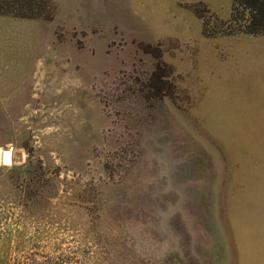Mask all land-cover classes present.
Wrapping results in <instances>:
<instances>
[{
	"label": "rangeland",
	"instance_id": "obj_1",
	"mask_svg": "<svg viewBox=\"0 0 264 264\" xmlns=\"http://www.w3.org/2000/svg\"><path fill=\"white\" fill-rule=\"evenodd\" d=\"M50 2L0 15V264H264L249 10Z\"/></svg>",
	"mask_w": 264,
	"mask_h": 264
},
{
	"label": "trees",
	"instance_id": "obj_2",
	"mask_svg": "<svg viewBox=\"0 0 264 264\" xmlns=\"http://www.w3.org/2000/svg\"><path fill=\"white\" fill-rule=\"evenodd\" d=\"M234 3L250 12L242 32L253 35L264 33V0H234ZM53 12L50 0H0V15L49 20Z\"/></svg>",
	"mask_w": 264,
	"mask_h": 264
},
{
	"label": "bare ground",
	"instance_id": "obj_3",
	"mask_svg": "<svg viewBox=\"0 0 264 264\" xmlns=\"http://www.w3.org/2000/svg\"><path fill=\"white\" fill-rule=\"evenodd\" d=\"M0 161L4 164H10L11 163V153L10 152H2L1 153V157H0Z\"/></svg>",
	"mask_w": 264,
	"mask_h": 264
}]
</instances>
